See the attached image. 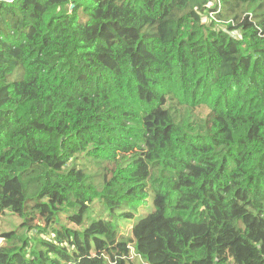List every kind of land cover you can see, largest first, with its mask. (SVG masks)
<instances>
[{"label": "trees", "instance_id": "trees-1", "mask_svg": "<svg viewBox=\"0 0 264 264\" xmlns=\"http://www.w3.org/2000/svg\"><path fill=\"white\" fill-rule=\"evenodd\" d=\"M0 264H264V0H0Z\"/></svg>", "mask_w": 264, "mask_h": 264}, {"label": "rangeland", "instance_id": "rangeland-1", "mask_svg": "<svg viewBox=\"0 0 264 264\" xmlns=\"http://www.w3.org/2000/svg\"><path fill=\"white\" fill-rule=\"evenodd\" d=\"M78 163H80L83 166H88V164L84 160H81V159L78 160ZM107 167H108V171H107V173L105 175V180H107L109 178L110 171L112 169V165H107ZM96 170H97L96 168H93L92 173L96 172ZM148 204L150 205V209H149V211L147 213H144L142 211V209L145 208ZM151 209H152V207H151V199H150L149 202L145 206H143L140 209H138L137 213L135 214V217L132 220L123 223V224H125L124 225V228L126 230L125 234L128 237H130V234H129L130 227L133 226L134 224H136L141 218L146 216L151 211ZM37 221H38V219L35 218L34 221L29 222V225L31 227H33L34 225H36ZM17 224H18L17 222L12 221V228H15L17 226ZM3 228L4 229H9V228H11V225H4ZM119 233L121 234V230H119Z\"/></svg>", "mask_w": 264, "mask_h": 264}, {"label": "water", "instance_id": "water-1", "mask_svg": "<svg viewBox=\"0 0 264 264\" xmlns=\"http://www.w3.org/2000/svg\"><path fill=\"white\" fill-rule=\"evenodd\" d=\"M72 8V7H71Z\"/></svg>", "mask_w": 264, "mask_h": 264}]
</instances>
